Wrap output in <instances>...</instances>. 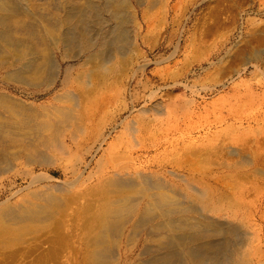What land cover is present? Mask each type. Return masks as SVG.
I'll use <instances>...</instances> for the list:
<instances>
[{
	"label": "bare ground",
	"instance_id": "6f19581e",
	"mask_svg": "<svg viewBox=\"0 0 264 264\" xmlns=\"http://www.w3.org/2000/svg\"><path fill=\"white\" fill-rule=\"evenodd\" d=\"M184 1L0 0L4 258L42 232L65 264H264V139L179 117L184 80L147 91Z\"/></svg>",
	"mask_w": 264,
	"mask_h": 264
},
{
	"label": "rangeland",
	"instance_id": "374dc122",
	"mask_svg": "<svg viewBox=\"0 0 264 264\" xmlns=\"http://www.w3.org/2000/svg\"><path fill=\"white\" fill-rule=\"evenodd\" d=\"M177 1L174 0L173 4ZM187 1H184L186 5L184 3L180 10L175 12L177 14L181 11L178 13L179 15L177 14L178 16L174 12L172 13L171 18L173 17L174 20L177 17L178 19L176 18L177 20L173 24L163 30L164 34L160 33L162 50L156 51L151 57L163 55L169 58L170 53L174 52V47L180 42L179 52L160 66L151 64L148 67L150 74L156 73L152 75L160 79L158 83L161 86L151 84L152 86L148 87L147 91L162 87L164 83L162 78L169 83L184 80L190 87H193V90L189 89L188 93L192 94L193 97L190 98L195 101L197 109L181 110L178 112L179 117L189 115L187 120L200 125L242 126L244 130L235 134V137L242 140L255 137L260 140L264 139V131L262 134L253 131L261 130L260 128L264 126V0ZM183 7L188 9H186L187 11L184 9L185 13H183ZM180 15L183 17L182 19ZM175 23L177 24L175 25ZM174 30H176L175 33ZM173 35L175 38L172 39ZM174 74L175 76H173ZM173 77L175 79H172ZM160 91V96L168 104L183 101L181 89L162 87ZM215 135L225 136V134H212L211 137H215ZM93 168L94 166L91 169ZM91 169L86 170V173H90ZM97 171L99 172L96 168L91 180L96 178ZM88 182H85L86 187L92 183V181L89 182L90 184ZM85 190L84 195H86ZM50 192L61 196L60 193L53 190ZM24 193L26 194V192ZM20 195L16 198L17 200L24 196L23 193ZM40 234L42 235V232H37L34 235L31 248L21 251L22 255L17 253L18 257H14L8 252L2 253L11 256L9 258L6 256L7 260L6 257L0 255V264H65L66 249L63 240L58 242L62 244L55 242L60 245L59 247L56 244L53 247L51 245L53 241L47 243L46 239L50 235L54 237V234L47 235L46 233L45 235L43 233L42 238H37ZM35 245L38 247L36 248ZM50 245L55 250L53 257L60 260L58 263L56 259L55 263L52 258L50 259L51 250L46 252L48 255L45 253V250L50 249ZM56 250L64 255L63 258L60 252L58 253L61 256L58 255ZM29 251L33 254L31 252L28 254ZM13 258L16 259L13 260ZM43 258L45 259L43 260Z\"/></svg>",
	"mask_w": 264,
	"mask_h": 264
}]
</instances>
